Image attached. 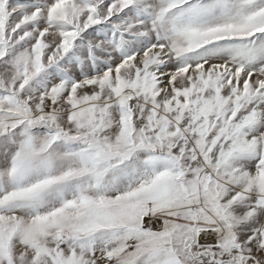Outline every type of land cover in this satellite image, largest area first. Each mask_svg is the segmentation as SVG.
<instances>
[{
  "label": "snow or ice",
  "instance_id": "snow-or-ice-1",
  "mask_svg": "<svg viewBox=\"0 0 264 264\" xmlns=\"http://www.w3.org/2000/svg\"><path fill=\"white\" fill-rule=\"evenodd\" d=\"M0 264H264V0H0Z\"/></svg>",
  "mask_w": 264,
  "mask_h": 264
}]
</instances>
